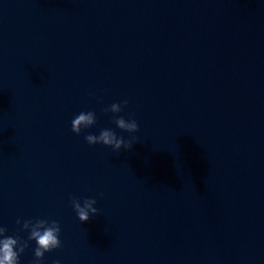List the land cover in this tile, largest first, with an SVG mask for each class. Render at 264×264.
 <instances>
[{
    "label": "clouds",
    "instance_id": "9594fccd",
    "mask_svg": "<svg viewBox=\"0 0 264 264\" xmlns=\"http://www.w3.org/2000/svg\"><path fill=\"white\" fill-rule=\"evenodd\" d=\"M127 105V100L113 103L110 107L105 108L104 112L113 114V122L120 130L129 134L137 133L139 131V124L134 118L126 120L123 116L117 115L127 107ZM96 123L97 119L95 112H80L71 121V131L79 135L82 130H87ZM84 139L89 145L102 144L117 152L122 148L125 151L130 150L134 144L133 141L136 140L133 136L131 140L126 141L122 136H118L116 132L111 129H101L99 135L87 134ZM96 204L97 200L94 198H85L83 204H81L78 198H71L72 208L81 223H86L92 216L99 215V209L94 207ZM16 223L17 225H22L20 228L21 231L29 233L28 239L25 241L18 236L7 235L8 229L0 226V264H20V256L28 247V241H35L36 243L34 249V264H41L45 253L51 252L62 246L59 238L61 227L58 221L36 219L24 220L21 222L18 218ZM54 264H60V261L56 260Z\"/></svg>",
    "mask_w": 264,
    "mask_h": 264
}]
</instances>
